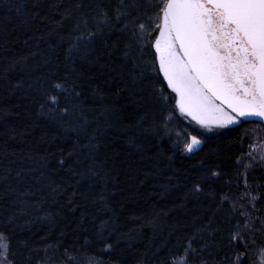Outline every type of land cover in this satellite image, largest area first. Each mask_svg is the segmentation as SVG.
<instances>
[{
    "label": "trees",
    "instance_id": "trees-1",
    "mask_svg": "<svg viewBox=\"0 0 264 264\" xmlns=\"http://www.w3.org/2000/svg\"><path fill=\"white\" fill-rule=\"evenodd\" d=\"M151 2L0 0V264H259L264 128L204 134L164 102L133 63L154 58L132 35Z\"/></svg>",
    "mask_w": 264,
    "mask_h": 264
},
{
    "label": "snow or ice",
    "instance_id": "snow-or-ice-1",
    "mask_svg": "<svg viewBox=\"0 0 264 264\" xmlns=\"http://www.w3.org/2000/svg\"><path fill=\"white\" fill-rule=\"evenodd\" d=\"M147 7L152 15L143 21L134 19L132 35L142 50L149 43L155 54L146 65H137L136 58L133 63L142 68L141 75L147 69L163 78L161 85L166 83L174 93L166 95L161 89L166 104L174 99L181 115L204 127L209 122L226 127L249 116L264 121V0H153ZM127 15L117 12V19ZM51 103H57L54 96ZM199 144L192 136L184 147L191 151ZM195 189L200 191L201 185L197 183ZM233 211H238L235 205ZM251 219L247 216L242 225L237 222L230 244L242 242L247 248ZM8 247L0 234V249L6 252ZM258 254L259 264H264V247ZM246 256L247 252L238 253L230 264H243L241 257ZM180 264H187V259L182 257Z\"/></svg>",
    "mask_w": 264,
    "mask_h": 264
},
{
    "label": "rangeland",
    "instance_id": "rangeland-1",
    "mask_svg": "<svg viewBox=\"0 0 264 264\" xmlns=\"http://www.w3.org/2000/svg\"><path fill=\"white\" fill-rule=\"evenodd\" d=\"M182 116H184L193 127H195L196 129H198L200 132H202L204 134H215V133H218L222 129L227 128V127H231V126L235 125L239 121L238 120L236 123L230 124V125H228L226 127H219L215 122H209L208 126L204 127V126H201L199 123H197L195 120H193L191 117L185 116V115H182Z\"/></svg>",
    "mask_w": 264,
    "mask_h": 264
},
{
    "label": "water",
    "instance_id": "water-1",
    "mask_svg": "<svg viewBox=\"0 0 264 264\" xmlns=\"http://www.w3.org/2000/svg\"><path fill=\"white\" fill-rule=\"evenodd\" d=\"M217 103H219V101H217ZM240 120L245 121V122L258 123V124H260L264 128V121H261L258 117L249 116V117L241 118Z\"/></svg>",
    "mask_w": 264,
    "mask_h": 264
}]
</instances>
